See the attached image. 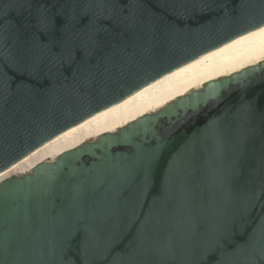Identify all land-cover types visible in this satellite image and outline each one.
Segmentation results:
<instances>
[{
  "label": "water",
  "instance_id": "water-1",
  "mask_svg": "<svg viewBox=\"0 0 264 264\" xmlns=\"http://www.w3.org/2000/svg\"><path fill=\"white\" fill-rule=\"evenodd\" d=\"M264 27V0H0V174ZM0 264H264V60L0 182Z\"/></svg>",
  "mask_w": 264,
  "mask_h": 264
},
{
  "label": "bare ground",
  "instance_id": "bare-ground-1",
  "mask_svg": "<svg viewBox=\"0 0 264 264\" xmlns=\"http://www.w3.org/2000/svg\"><path fill=\"white\" fill-rule=\"evenodd\" d=\"M264 60V27L201 57L108 111L98 114L50 141L0 174V182L35 168L209 82Z\"/></svg>",
  "mask_w": 264,
  "mask_h": 264
}]
</instances>
